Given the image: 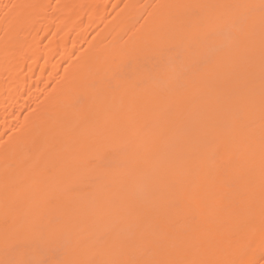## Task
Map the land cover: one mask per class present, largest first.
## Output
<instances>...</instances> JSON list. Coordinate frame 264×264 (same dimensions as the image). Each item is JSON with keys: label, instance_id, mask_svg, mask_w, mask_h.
I'll use <instances>...</instances> for the list:
<instances>
[{"label": "bare ground", "instance_id": "6f19581e", "mask_svg": "<svg viewBox=\"0 0 264 264\" xmlns=\"http://www.w3.org/2000/svg\"><path fill=\"white\" fill-rule=\"evenodd\" d=\"M0 264H264V0H0Z\"/></svg>", "mask_w": 264, "mask_h": 264}]
</instances>
